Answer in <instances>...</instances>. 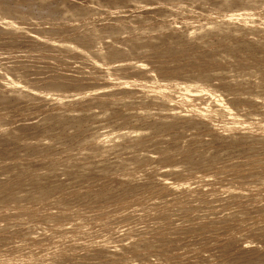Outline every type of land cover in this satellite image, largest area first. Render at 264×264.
I'll return each mask as SVG.
<instances>
[{
  "label": "rangeland",
  "instance_id": "1",
  "mask_svg": "<svg viewBox=\"0 0 264 264\" xmlns=\"http://www.w3.org/2000/svg\"><path fill=\"white\" fill-rule=\"evenodd\" d=\"M0 9V264H264V0Z\"/></svg>",
  "mask_w": 264,
  "mask_h": 264
},
{
  "label": "bare ground",
  "instance_id": "2",
  "mask_svg": "<svg viewBox=\"0 0 264 264\" xmlns=\"http://www.w3.org/2000/svg\"><path fill=\"white\" fill-rule=\"evenodd\" d=\"M220 1H221V0H220ZM252 1H253V0H252ZM259 1H260V0H259ZM219 3H220V2H219ZM251 3H252V2H251ZM225 4H226V3H225ZM234 4H235V2H234ZM238 4H239V2H238ZM1 5H2V4H1ZM246 5H247V4H246ZM248 5H249V3H248ZM233 6H234V5H233ZM233 6H231V7H233ZM1 7H2V6H1ZM3 7H4V6H3ZM241 7H242V6H241ZM246 7H247V6H246ZM244 9H245V8H244ZM6 10H7V9H6ZM17 10H18V9H17ZM0 11H1V9H0ZM239 11H240V10H239ZM2 12H3V11H2ZM2 12H0V13H2ZM4 12H5V9H4ZM9 12H10V11H9ZM241 13H242V12H241ZM246 13H247V12H246ZM19 14H20V13H19ZM243 14H244V13H243ZM247 14H248V13H247ZM3 15H4V13H3ZM22 16H23V15H22ZM10 17H11V16H10ZM15 17H16V16H15ZM23 17H24V16H23ZM52 17H53V16H52ZM11 18H12V17H11ZM17 18H18V17H17ZM19 18H20V17H19ZM25 18H26V17H25ZM236 18H237V16H236ZM240 18H241V17H240ZM71 19H72V18H71ZM238 19H239V17H238ZM241 19H243V18H241ZM244 19H246V18H244ZM11 20H12V19H11ZM14 20H15V19H14ZM239 20H240V19H239ZM243 21H244V20H243ZM248 21H249V20H248ZM251 22H252V21H251ZM14 23H15V22H14ZM249 23H250V22H249ZM9 24H11V23L9 22ZM240 24H241V23H240ZM242 24H243V23H242ZM246 24H247V23H246ZM247 25H248V24H247ZM250 26H251V25H250ZM245 27H246V26H245ZM254 27H255V26H254ZM256 27H257V26H256ZM262 28H263V27H262ZM100 30H102V29H100ZM97 31H98V30H97ZM116 32H118V31H116ZM37 33H38V32H37ZM100 33H101V32H100ZM43 35H44V34H43ZM101 35H102V34H101ZM101 35H100V36H101ZM39 37H40V36H39ZM29 38H30V37H29ZM37 39H38V38H37ZM46 40H47V39H46ZM41 44H42V43H41ZM64 44H65V43H63V45H64ZM66 44H67V43H66ZM37 45H38V44H37ZM67 45H68V44H67ZM55 46H56V45H55ZM69 46H70V45H69ZM76 46H77V45H76ZM118 50H119V49H118ZM119 51H120V50H119ZM94 52H95V51H94ZM102 52H103V51H102ZM139 52H140V51H139ZM99 53H100V52H99ZM113 53H115V54H113ZM113 53H112L113 55H116V52H113ZM117 53H119V52H117ZM82 54H83V53H82ZM119 54H120V53H119ZM119 54H118V55H119ZM95 55L99 56V54H96V53H95ZM95 55H93V57H94ZM101 55H103V54H101ZM82 56H83V55H82ZM88 57H89V56H88ZM93 57H92V58H93ZM95 57H96V56H95ZM95 57H94V58H95ZM117 57H119V56H117ZM89 58H90V57H89ZM97 58H98V57H96V59H97ZM90 60H92V59L90 58ZM117 60H118V59H117ZM120 60H121V59H120ZM126 60H127V59H126ZM93 61H94V60H93ZM95 62H96V60H95ZM121 62H123V61L121 60ZM143 62H144V61H143ZM117 63H118V62H117ZM131 63H132V62H131ZM121 64H122V63H121ZM133 64H134V63H133ZM135 64H136V63H135ZM139 64H140V63H139ZM110 66H111V65H110ZM120 66H121V65H120ZM141 66H142V65H141ZM125 67H126V64H125ZM125 67H123V68H125ZM4 68H6V67H4ZM10 68H12V67H10ZM10 68H9V69H10ZM110 68H111V67H110ZM123 68H122V69H123ZM2 69H3V67H2ZM2 69H0V70H2ZM122 69H121V70H122ZM14 70H15V69H14ZM14 70L11 71V72L15 73L16 71H14ZM113 70H114V69H113ZM115 70H116V69H115ZM2 71H3V70H2ZM2 71H0V72H2ZM8 71H9V70H8ZM8 71H7V72H8ZM3 72H6V70L3 71ZM3 72H2V73H3ZM9 72H10V71H9ZM9 72H8V74H7V73H6V74L3 73V75H4V76L7 75V77H11V76H12V78H15V76L18 77L17 72L15 73V76H14V74H12V73H10V74H11V75H10ZM2 73L0 74V77H1ZM16 74H17V75H16ZM3 75H2V77H3V78H6V77H4ZM13 76H14V77H13ZM208 77H209V76H208ZM3 78H2V80H3ZM12 78H10L9 81H8V79H7V81H8L9 83H12V84L14 83L13 85H14V87H15V86H16V85H15L16 82H18V81H20V80H19V78H18V79L16 78L18 81L16 80V82H15ZM115 78H116V77H115ZM138 78H139V77H138ZM145 79H146V78H145ZM147 79H148V78H147ZM149 79H150V78H149ZM168 79H169V78H168ZM182 79H183V78H182ZM4 81H5L4 83H5V85H6V82H7L6 79H5ZM21 81H22V80H21ZM21 81H20V83H22ZM137 81H138V80H137ZM175 81H176V79L174 80V82H175ZM195 81H196V80H195ZM2 82H3V81H1V83H2ZM8 82H7V84H9ZM152 82H153V81H152ZM155 82H156V81H155ZM159 82H160V81H159ZM165 82H167V81H165ZM170 82L172 83V85H169V82H168V84H164V83H163V84L160 85V88L162 87L163 90L166 91V87H167V88H170L171 86H174V87H175V88H174V92H175V94H176V93L179 94V95L182 97L183 102L187 101V100L190 98V95H192L191 98L196 99V97L199 98V96L202 95L203 92H204V93H207L208 91H209V92H208V93H209V97L212 99V101H214V102H215V101H218V102H219V100H220V98H219V95H220V94H219V93L217 94L216 92L214 93V92L210 91V88L207 87L208 85H207V86H204L202 83H201L202 85H200V83H198L199 81H198V82H194V81L190 80L189 82H186V81L184 80L183 82H182V81H180V82H179V81H176L174 84H173V80L170 81ZM25 83H26V82H25ZM121 83H122V82H121ZM123 83H125V82H123ZM127 83H129V82L127 81ZM133 83H135V82H133ZM150 83H151V82H150ZM17 84H19V83H17ZM22 84H23V83H22ZM52 84H53V83H52ZM148 84H149V83H148ZM206 84H207V83H206ZM19 85H21V84H19ZM19 85H17V86H19ZM23 85H24V84H23ZM23 85H22V86H19V87H23ZM25 85H26V84H25ZM25 85H24V87H25ZM55 85H56V84H55ZM127 85H128V84H127ZM155 85H156V84H155ZM26 86H28V84H27ZM49 86H50V85H49ZM68 86H69V85H68ZM141 86H142V85H141ZM144 86H146V85H144ZM152 86H153V85H152ZM223 86H224V85H223ZM24 87H23V88H19V91H18V92L20 93V91H21L22 89L27 88V87H25V88H24ZM30 87H31V86H30ZM30 87L27 88L28 91H29ZM37 87H38V86H37ZM37 87H32V88H37ZM39 87H40V86H39ZM89 87H90V86H89ZM150 87H151V86H150ZM17 88H18V87H17ZM17 88H16V89L13 88V91L18 90ZM32 88H31V90L34 91V89H32ZM42 88H43V87H42ZM52 88H53V87H52ZM152 88H153V87H152ZM20 89H21V90H20ZM27 89H25V90H27ZM53 89H54V88H53ZM55 89H56V88H55ZM55 89H54V90H55ZM85 89H86V88H85ZM89 89H90V88H89ZM93 89H94V88H93ZM25 90H24V92H25ZM31 90H30V91H31ZM35 90H37V89H35ZM46 90H47V89H46ZM62 90H64V89H62ZM141 90H142V89H141ZM159 90H160V89H159ZM163 90L161 89V91H163ZM168 90H169V89H168ZM168 90H167V91H168ZM171 90H172V89H171ZM207 90H208V91H207ZM28 91H27V92H28ZM205 91H206V92H205ZM213 91H214V90H213ZM16 92H17V91H16ZM22 92H23V90H22ZM27 92H26V93H27ZM39 92H40V91H39ZM39 92H38V93H39ZM45 92H48V91H45ZM12 93H13V92H12ZM26 93H25V94H26ZM81 93H82V92H81ZM222 93H223V92H222ZM20 94H21V93H20ZM22 94H23V93H22ZM27 94H28V93H27ZM29 94H30V92H29ZM42 94H43V93H42ZM46 94H47V93H46ZM46 94H45V95H46ZM101 94H102V93H101ZM162 94H163V93H162ZM177 94H176V95H177ZM193 94H196L197 96L194 98V95H193ZM250 94H251V93H250ZM40 95H41V94H40ZM43 95H44V94H43ZM106 95H107V94H106ZM110 95H111V94H110ZM176 95H175V96H176ZM198 95H199V96H198ZM207 95H208V94H207ZM3 96H4V95H3ZM54 96H55V95H54ZM39 97H40V96H39ZM44 97H45V96H44ZM177 97H178V95H177ZM204 97H206V96H204ZM42 98H43V97H42ZM57 98H58V97H57ZM172 98H173V96H172ZM183 98H184V99H183ZM178 99H179V98H178ZM206 99H207V98H206ZM184 100H185V101H184ZM113 102H114V101H113ZM115 102H116V101H115ZM175 102H176V101H175ZM188 102H189V101H188ZM224 102H225V101H224ZM191 103H194V102H191ZM191 103H190V104H191ZM200 103H201V102H200ZM204 103H205V102H204ZM215 103H216V102H215ZM220 103H221V101H220ZM198 104H199V103H198ZM202 104H203V102H202ZM175 105H176V104H175ZM180 105H181V104H180ZM182 105H184V104H182ZM182 105H181V106H182ZM220 105H221V104H220ZM224 105H225V104H224ZM227 105H228V104H227ZM181 106H178V104H177V105H176V108H177V107L180 108ZM194 106H195V105H194ZM204 106H205V105H204ZM206 106H207V105H206ZM183 107H185V106H183ZM190 107H193V106H190ZM219 107H220V106H219ZM224 107H225V108H224ZM224 107H223V110H225V113H227V116H228V113H229V109H230V108H229V106L227 107L226 105H225ZM159 108H160V107H159ZM197 108H198V109H196V108L194 109V108H193V111L205 113V111H204L205 109H204V108H202V107L200 108V106L197 107ZM208 108H209V107H208ZM216 108H217V107H216ZM228 108H229V109H228ZM172 109H173V107H172ZM187 109H188V108H187ZM234 109H235V108H234ZM193 111H192V113H193ZM208 111H209V110H208ZM232 111H233V109H232ZM196 112H195V114H196ZM190 113H191V112H190ZM190 113H189V114H190ZM210 113H211V112H210ZM0 114H1V113H0ZM197 114H198V113H197ZM200 114H201V113H200ZM205 114H206V113H205ZM167 115H168V114H167ZM210 115H211V114H210ZM197 116H199V114H198ZM208 116H209V115H208ZM239 117H240V116H239ZM251 117H252V116H251ZM198 118H199V117H198ZM200 118H201V117H200ZM207 118H208V117H207ZM248 118H249V117H248ZM204 119H205V118H204ZM208 119H209V118H208ZM238 120L241 121V119H239L238 117H237V118H236V117H233V119H231V120H228V121L226 120L227 122H226L225 120H224V121L226 122L227 125L231 124V125L235 126L233 123L238 122ZM155 121H156V120H155ZM243 122H244V121H243ZM243 122H242L241 124H244ZM4 123H5V122H4ZM238 123L240 124V122H238ZM238 123H237V124H238ZM163 124H164V123H163ZM193 124H194V123H193ZM235 124H236V123H235ZM239 124H238V125H239ZM168 125H169V124H168ZM87 127H88V126H87ZM228 127H229V126H228ZM259 127H260V126H259ZM231 128H232V127H231ZM238 128H239V127H238ZM244 128H245V127H244ZM249 128H250V127H249ZM133 129H134V127H133ZM225 129H226V128H225ZM229 129H230V127H229ZM232 129H233V128H232ZM262 129H263V127H262ZM113 130H114V129H113ZM248 130H249V129H248ZM144 131H145V130H144ZM253 131H254V130H253ZM108 132H109V131H108ZM113 132H114V131H113ZM115 132H116V131H115ZM123 132H126V129H125V131H123ZM129 132H130V131H129ZM127 133H128V130H127ZM9 134H11V133H9ZM43 134H44V133H43ZM120 134H121V136H122V133H121V132H120V133H117V135H116V134H115V135H116L117 138H118V136H120ZM130 134H131V133H130ZM123 135H124V134H123ZM9 136H11V135H9ZM114 137H115V136H114ZM134 137H135V136H134ZM114 139H115V138H114ZM118 140H119V139H118ZM50 142H51V141H50ZM39 145H40V144H39ZM46 146H47V145H46ZM123 147H124V146H123ZM41 148H42V147H41ZM127 149H128V148H127ZM38 150H39V149H38ZM152 154H153V153H152ZM35 155H36V154H35ZM13 157H14V156H13ZM145 159H146V158H145ZM45 162H46V161H45ZM220 163H221V162H220ZM87 165H88V164H87ZM193 165H194V164H193ZM200 165H201V164H200ZM189 169H190V168H189ZM133 177H134V176H133ZM45 179H46V178H45ZM29 181H30V180H29ZM33 183H34V182H33ZM41 185H42V184H41ZM171 185H172V184H171ZM41 187H42V186H41ZM41 189H43V188H41ZM41 189H40V190H41ZM45 191H46V190H45ZM44 193H45V192H44ZM3 194H4V193H3ZM8 194H9V193H8ZM42 195H43V194H42ZM16 196H17V195H16ZM107 196H108V195H107ZM32 198H33V197H32ZM41 198H42V196H41ZM44 198H45V197H44ZM42 199H43V198H42ZM13 200H14V199H13ZM35 200H36V199H35ZM77 200H78V199H77ZM10 201H11V200H10ZM62 201H63V200H62ZM5 203H6V202H5ZM33 203H34V202H33ZM7 205H8V204H7ZM7 205H6V206H7ZM21 208H22V207H21ZM3 210H4V209H3ZM4 211H5V210H4ZM17 212H18V211H17ZM177 216H178V215H177ZM85 218H86V217H85ZM121 240H122V239H121ZM173 247H174V246H173ZM189 258H190V257H189ZM16 261H17V260H16ZM19 263L24 264V263H22V262H18L17 264H19ZM43 263H44V262H43ZM99 263H100V262H99ZM250 263H251V262H250ZM41 264H42V263H41ZM49 264H52L51 261H50ZM56 264H57V263H56Z\"/></svg>",
  "mask_w": 264,
  "mask_h": 264
}]
</instances>
